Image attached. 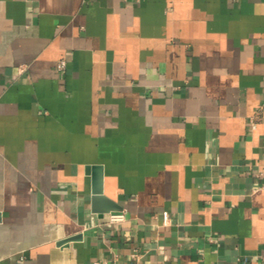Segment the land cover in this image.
Masks as SVG:
<instances>
[{
    "label": "crops",
    "instance_id": "obj_1",
    "mask_svg": "<svg viewBox=\"0 0 264 264\" xmlns=\"http://www.w3.org/2000/svg\"><path fill=\"white\" fill-rule=\"evenodd\" d=\"M263 171L264 0H0V264H264Z\"/></svg>",
    "mask_w": 264,
    "mask_h": 264
},
{
    "label": "water",
    "instance_id": "obj_2",
    "mask_svg": "<svg viewBox=\"0 0 264 264\" xmlns=\"http://www.w3.org/2000/svg\"><path fill=\"white\" fill-rule=\"evenodd\" d=\"M92 170L93 172V189L91 196V212L99 218L111 212H120L122 207L104 196L103 194V178L100 167L92 169L86 168V172ZM80 236L67 238L57 244V246L66 245L69 242L80 240Z\"/></svg>",
    "mask_w": 264,
    "mask_h": 264
},
{
    "label": "built area",
    "instance_id": "obj_3",
    "mask_svg": "<svg viewBox=\"0 0 264 264\" xmlns=\"http://www.w3.org/2000/svg\"><path fill=\"white\" fill-rule=\"evenodd\" d=\"M65 67H66V61L60 60L57 64L56 68L59 72H62V71H64ZM262 178L264 180V171L262 172ZM262 189L264 190V184L262 186ZM107 216H108V221L111 224L120 223V222H123L125 220L124 213L121 211L120 212H111V213L107 214ZM163 218H164L165 224H167L169 221V216L167 214H164Z\"/></svg>",
    "mask_w": 264,
    "mask_h": 264
}]
</instances>
